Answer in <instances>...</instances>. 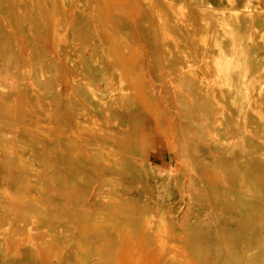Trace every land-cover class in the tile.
Here are the masks:
<instances>
[{
  "label": "bare ground",
  "instance_id": "obj_1",
  "mask_svg": "<svg viewBox=\"0 0 264 264\" xmlns=\"http://www.w3.org/2000/svg\"><path fill=\"white\" fill-rule=\"evenodd\" d=\"M111 8L0 0V264H264V0Z\"/></svg>",
  "mask_w": 264,
  "mask_h": 264
},
{
  "label": "rangeland",
  "instance_id": "obj_2",
  "mask_svg": "<svg viewBox=\"0 0 264 264\" xmlns=\"http://www.w3.org/2000/svg\"><path fill=\"white\" fill-rule=\"evenodd\" d=\"M121 1H124V0H105L106 14L111 13L112 3L121 2ZM212 1H216V0H212ZM131 15H132L133 19H135V13L133 11L131 12ZM138 45H139V47L143 53V58H144V63H145L144 72L146 74V79L149 82V84H151L152 87H159L160 95H161L162 99L167 103V101L163 95V88H162L161 84H159L158 82H156L155 80H153L150 77V68H151V64H152V59L150 57L148 48H147L146 44H144L142 36L139 32H138ZM90 49H91V46L88 47L87 50L84 52L85 57H87L89 55L88 50H90ZM62 56H63V54H62ZM7 66L8 65L5 66V64L0 65V79L7 82L11 87H14L17 84V79L15 76L12 75V73H10V71L7 69ZM47 68H48L49 73H48V75H45V80H47V82L51 83L53 77L57 74L58 71L56 68H54V66H52V64H49ZM92 73H94L93 76H94V79L96 81V86L100 90H104L105 89V83L101 79V77L97 74V73H100V71L97 69H93ZM32 76L36 82L41 84V82L39 81V77L36 74L35 70H34V73ZM47 96L50 100H53L55 98V92L50 91L47 94ZM61 96L59 97V104L61 107H63V109L65 111H67V108H64V106L62 105ZM123 115H124V118L129 120V121L135 120L138 124L137 125L138 129L143 130L149 134L150 139L152 140V142L155 146V150H153V153L150 156V159L152 161H154L156 163H159L161 160L162 161H168L169 163L175 165L176 158H175L174 152L172 151V149L170 147V140L174 134L171 125H169L167 127V129H165L162 133H156L154 131V126H155V123H157V119L155 118L154 115H151L150 113L139 114V113H127V112H124ZM95 191H96V189L94 190V192ZM245 264H250V262H246ZM255 264H261L259 259L256 261Z\"/></svg>",
  "mask_w": 264,
  "mask_h": 264
}]
</instances>
